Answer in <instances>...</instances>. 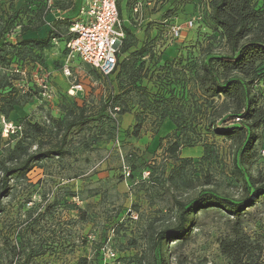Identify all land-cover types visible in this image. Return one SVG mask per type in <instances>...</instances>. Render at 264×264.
<instances>
[{
	"label": "rangeland",
	"instance_id": "374dc122",
	"mask_svg": "<svg viewBox=\"0 0 264 264\" xmlns=\"http://www.w3.org/2000/svg\"><path fill=\"white\" fill-rule=\"evenodd\" d=\"M16 1L9 4L8 0L4 6L0 5V31L3 41L10 44L5 48L7 56H16L24 63L38 61L51 74L52 97L45 100L36 91L23 94L30 79L27 77L26 84L14 82L0 64L2 83L12 84L21 103L10 120L17 124L23 120L38 124L54 139L53 120L61 119L62 108L75 102L67 90L81 85L82 92L76 98L83 97L94 121L90 131L76 133L75 130L70 134L71 156L46 160L25 178L10 182L11 190L0 214V264H76L81 258L87 259L88 264H147L142 259L146 236L151 229L160 230L174 223V199L189 204L197 194L207 190L219 191L232 200L242 197L229 174V143L221 137L205 136L202 132L195 147L183 148L175 156L167 153L174 141V127L168 120L159 121L158 114L164 109L161 103L158 111L151 107L152 113L144 109L143 113V98L131 91L126 104L129 114L116 118L118 125L115 124L116 130L112 129L106 113L101 112V105L111 93L115 96L119 93L114 77L101 79L78 58L66 63L68 53L64 42L52 41L50 48L41 53L16 45L21 36L18 25L26 22L36 4L35 0H25L18 6ZM210 1H128L126 16L138 40L136 49L144 46L147 52L139 62L144 64L142 86L148 93L176 100L185 95L193 103L197 100L195 87L189 81V69L213 36L207 20ZM42 2L50 6L66 4V0ZM253 2L264 8V0ZM136 3L140 6L134 12ZM174 28L180 29L176 39L172 36ZM214 47L218 48L217 42ZM66 64L69 77L63 73ZM9 89L4 87L0 95L8 94ZM175 102L171 112L175 108L177 113L183 108L195 111L198 107L195 104L191 107V101L185 107ZM137 115L143 119L142 130L133 138L131 132ZM191 118L189 115L185 123L193 122L198 129L203 125L198 117ZM3 123L0 117V148L9 140L3 133ZM103 131L112 136L94 143ZM262 134L259 156L251 167L253 175H264V128ZM188 136L195 140V135ZM116 138L118 143L113 145ZM201 143H207L214 151L209 161H201ZM184 159L190 161L181 163ZM246 213L243 232L253 244L261 246L259 263L264 264V198ZM228 218L218 209L192 214L182 245L176 241L165 243V261L227 264L218 246L229 234Z\"/></svg>",
	"mask_w": 264,
	"mask_h": 264
},
{
	"label": "trees",
	"instance_id": "16d2710c",
	"mask_svg": "<svg viewBox=\"0 0 264 264\" xmlns=\"http://www.w3.org/2000/svg\"><path fill=\"white\" fill-rule=\"evenodd\" d=\"M13 1L9 0V4ZM35 1L34 11L29 12L30 16L25 23L18 25L21 36L17 39L16 45L30 47L38 53L48 50L52 41L64 42L65 47L71 39L69 28L72 20H58L47 25L46 18L52 9L60 11L71 9L73 0H66L65 6L60 4L50 6L42 0ZM121 1H117L120 20L123 18ZM128 1L130 0L124 3L125 10L128 5L130 7ZM253 1L209 2L207 20L213 36L209 37L207 45L200 49L189 69V81L194 85L198 95L194 103L191 99L187 100L185 95L178 100L174 97L160 98L158 94L148 93L142 86L145 80V75L142 74L144 64L139 60L141 61L147 52L144 46L136 49L138 40L130 23L123 25L124 39L116 56V66L112 74L105 78L97 70L92 69L103 80L113 77L115 79L119 93L116 96L111 93L101 105V112L106 113L113 125L112 129L116 130L115 124L118 125L116 118L129 114L126 107L127 98L131 91H136L143 98L142 112L144 109L152 113L151 107L158 111L157 106L161 103L164 109L158 114L159 121L162 123L168 120L173 125L174 141L166 150L168 154L175 156L183 148L195 147L202 132H205V136H218L229 143V174L241 190L242 197L232 200L219 191L207 190L197 194L189 204L174 199L172 208L175 215L174 223L167 224L160 230L151 229L146 236L142 259H146L147 264H168L163 253L165 243L176 241L182 245L192 214L208 209H218L229 217V234L219 241L218 246L219 254L227 264H260L262 248L259 244H253L242 228L244 217L248 214L246 210L264 198V175L261 173L253 175L251 172V167L259 156L264 128V8H258ZM137 3H140L139 0ZM45 26H48L49 30L44 38H22L26 33H36ZM1 31L0 64L4 71L10 73L14 82L26 84L27 80L12 72L13 64L22 69L27 68L29 74L36 65L48 72L38 61L24 63L16 56H7L5 48L10 47V44L3 41ZM214 42H217L218 48L214 47ZM131 50L134 51L130 53ZM2 81L0 78V90L6 86L10 89L8 94L0 95V117L16 129L14 133L8 134L6 146L0 148V214L3 210L2 203L10 193V182L13 179L25 178L34 167L40 166L46 160L71 156L68 146L70 134L75 130L76 133L90 131L91 123L94 121L83 102V97L77 99L76 95L72 97L75 102L62 108L64 116L53 120L54 139H51L47 129L38 124H32L27 120L21 121L20 124L13 123L10 117L21 108V103L13 92L12 84ZM32 82L22 93L36 91L41 96L40 89ZM174 101L181 107H185L189 101L191 107L193 104L198 107L195 111L191 108L179 109L178 114L176 108L174 112L170 109L174 107ZM189 115L191 119L198 117L203 125L198 129V125H194L193 122L186 124L185 119ZM134 120L131 136L137 138L142 130L143 119L137 115L134 116ZM189 133L196 136L195 140L188 136ZM111 136L104 131L100 132L94 143L107 140ZM117 138L113 139V145L116 140L118 141ZM201 145V161H209L214 151L207 143ZM84 146L86 147V144ZM181 161L188 163L190 160ZM76 264H88V260L81 258Z\"/></svg>",
	"mask_w": 264,
	"mask_h": 264
},
{
	"label": "built area",
	"instance_id": "2783aa9c",
	"mask_svg": "<svg viewBox=\"0 0 264 264\" xmlns=\"http://www.w3.org/2000/svg\"><path fill=\"white\" fill-rule=\"evenodd\" d=\"M117 1L81 0L69 28L71 39L65 46L68 53L66 63L71 58H78L80 62L97 70L105 78L112 74L116 66V56L124 39L123 23L118 15ZM139 6L140 4L136 5L134 12H137ZM172 31L173 38H178L180 29L174 28ZM12 72L23 80H27L28 77L40 89L43 99H51V74L41 70L39 65H36L30 74L26 69L18 66H13ZM63 73L69 77L67 64L64 66ZM81 92V85H73L67 93L74 97ZM3 125V133L5 132L7 137L8 134L14 133L16 128L11 123L4 122ZM116 143H118L117 140Z\"/></svg>",
	"mask_w": 264,
	"mask_h": 264
},
{
	"label": "crops",
	"instance_id": "0c3cea01",
	"mask_svg": "<svg viewBox=\"0 0 264 264\" xmlns=\"http://www.w3.org/2000/svg\"><path fill=\"white\" fill-rule=\"evenodd\" d=\"M24 1L25 0H17L15 3L16 5L21 6L24 3ZM125 1L126 0H122L120 3L121 5L120 8L122 10L121 15L123 17L121 20H122L123 25H129V21L126 16V10H125L126 5H124ZM7 2L8 0H0V5L2 4V6H4ZM80 4H81V0H73V7L69 10L60 11V10L52 9L50 11V14L46 18L47 25L51 24L54 21H58V20L60 21H63L65 19L72 20L73 18H75L78 6H80ZM48 30H49L48 26H45L36 33H26L22 38L23 39H42L45 37V34L47 33Z\"/></svg>",
	"mask_w": 264,
	"mask_h": 264
}]
</instances>
